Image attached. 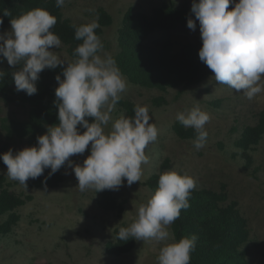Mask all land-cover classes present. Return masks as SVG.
Returning <instances> with one entry per match:
<instances>
[{
	"label": "rangeland",
	"instance_id": "1",
	"mask_svg": "<svg viewBox=\"0 0 264 264\" xmlns=\"http://www.w3.org/2000/svg\"><path fill=\"white\" fill-rule=\"evenodd\" d=\"M165 3L186 9L197 27L190 30L186 24L157 31L148 43L159 47L168 42L176 51L186 42L201 40L199 22L191 12L192 0H65L60 9L74 23L96 20L98 9L107 12L111 22L101 28L98 37L105 44L104 52L114 56L125 13L132 10L150 14L153 8ZM232 6L229 5V10ZM10 30V23L0 26V35ZM50 50L68 63L76 59L63 43ZM0 61V71L9 66L6 59L0 57ZM122 75L129 87L116 104L113 119L121 113L131 117L134 106L139 104L148 108L150 122L158 130L157 139L145 150L149 160L142 165L141 180L131 186L125 182L115 191L95 193L91 188L81 191L72 169L64 167L63 180L58 185L26 188L9 179L6 167L0 165L4 188L24 199L15 209L17 222L9 232L0 234V264H157L160 248L171 243V238L161 243L134 240V246L120 254L109 253L108 245L115 240L116 230L134 221L137 207L154 192L149 182L167 171L194 178L197 191L209 190L224 196L220 206L236 203L235 209L245 220L248 232L241 251L245 252L248 263L264 264V134L246 149L240 145L245 128L255 126L259 113L264 112V92L249 100L242 92L217 83L214 73L190 87L166 90L142 87ZM156 99L158 103L154 102ZM196 105L210 115L205 125L207 141L199 151L193 146L196 137L181 138L174 130L175 124H181L176 120L177 112H186ZM27 110L25 103L17 100L6 103L0 96V119L25 121ZM46 129L47 126L44 133ZM5 142L17 151L34 146L36 139L29 136L8 139L4 135L0 144ZM88 155L86 150L70 159L82 164ZM101 200L104 206L100 205ZM8 214H0V223ZM167 230L175 239L171 225Z\"/></svg>",
	"mask_w": 264,
	"mask_h": 264
},
{
	"label": "clouds",
	"instance_id": "2",
	"mask_svg": "<svg viewBox=\"0 0 264 264\" xmlns=\"http://www.w3.org/2000/svg\"><path fill=\"white\" fill-rule=\"evenodd\" d=\"M55 3L63 7L65 0ZM191 12L199 22V60L214 73L215 81L242 92L249 100L264 92V0H192ZM56 22L48 11L36 8L11 19L10 32L0 35V57L15 69L11 76L17 92L36 94L39 74L45 69L62 66L63 76L55 77L58 86L53 103L58 123L47 126L34 146L0 153V161L6 165L8 178L26 188V182L41 177L45 169H50V178L61 167L72 169L81 191H115L125 182L131 186L141 180L142 165L149 160L145 150L158 135L149 110L137 104L133 116L121 113L113 119L115 106L129 85L95 34L100 27L98 17L87 24L73 25L75 39L82 43L75 48L76 59L71 63L50 50L61 45L60 38L50 31ZM187 27L195 30L197 25L189 18ZM4 76L0 71V78ZM176 120L196 131L193 146L197 151L202 149L210 115L196 105L177 112ZM86 150L89 155L82 164L70 159ZM195 187V179L187 174H160L154 192L137 207L134 221L119 229L117 238L156 243L171 238V243L160 248L157 264H190L197 237L175 241L167 226L179 218L181 209L190 206L188 198Z\"/></svg>",
	"mask_w": 264,
	"mask_h": 264
},
{
	"label": "trees",
	"instance_id": "3",
	"mask_svg": "<svg viewBox=\"0 0 264 264\" xmlns=\"http://www.w3.org/2000/svg\"><path fill=\"white\" fill-rule=\"evenodd\" d=\"M36 8L46 10L56 18L57 22L50 31L57 35L61 43L68 46L70 53L75 56L74 50L82 41L75 39L73 25L87 23H74L65 18L60 7L56 6L55 0H0V19L3 21L0 26ZM111 19L107 12L98 9L100 27L95 29L97 36L100 35L103 26L110 24ZM188 19L186 9H177L169 3L153 8L150 14L128 10L118 31V51L113 56L121 73L134 84L160 90L171 87L187 88L209 78L213 73L198 57L201 40L186 42L176 51H173L168 42L159 47L148 43L150 37L157 31L184 26ZM102 43L105 48L104 42ZM2 71L5 76L0 78V96L6 103L16 100L23 102L28 106V110L25 121L0 119V143L4 135L8 139L29 136L35 140L38 135L44 133L45 126L58 123V110L53 102L56 99L54 89L58 86L55 77L60 75L63 79L62 66L42 71L36 83L38 91L32 96L26 95L24 91L15 90L11 76L15 69L12 66ZM158 101L159 99L154 100L155 103ZM87 119L91 122V118ZM174 130L181 138H193L197 135L193 129H185L181 124H175ZM263 134L264 112H260L257 124L245 128L240 145L246 149L250 144L257 143ZM9 149L8 142L0 144V153ZM0 165L6 167L2 161ZM63 168L61 167L50 178H48L50 169H45L41 177L29 179L26 182L27 186H56L63 180ZM4 181L5 178L0 176V214H9L8 218L0 223V234L11 230L18 220L15 209L24 203L21 196L4 188ZM157 181L158 178L149 182L153 191L157 187ZM222 200L224 196L215 192L194 189L188 198L190 206L181 209L179 218L171 224L177 241L182 237L190 238L193 235L197 237L195 248L190 254V264H250L245 258V252L241 251L248 236L245 220L235 209L236 203L224 207L219 205ZM100 205L104 206L103 200L100 201ZM118 231L119 229L115 231V240L108 245L109 253L120 254L135 244L131 237L127 241L119 240Z\"/></svg>",
	"mask_w": 264,
	"mask_h": 264
}]
</instances>
